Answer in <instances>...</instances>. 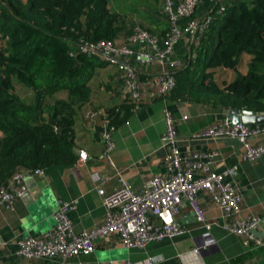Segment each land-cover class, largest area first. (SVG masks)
<instances>
[{
    "label": "crops",
    "instance_id": "obj_1",
    "mask_svg": "<svg viewBox=\"0 0 264 264\" xmlns=\"http://www.w3.org/2000/svg\"><path fill=\"white\" fill-rule=\"evenodd\" d=\"M111 1L115 0H110V6L120 16L123 27L115 44L128 49V52L119 54L118 57L124 63L109 61L105 67L99 68L91 83L94 87L91 102L83 108H75L77 161L69 165L40 167L44 170L43 176L36 175L34 169L24 170L20 183L15 187L21 189L23 195L16 199L14 209L0 206V264H60V258L28 261L20 257L16 253L18 240L26 236H40L51 229L56 223L54 214L61 202L74 205L68 212L74 232L91 231L99 225L105 217V206L97 191V185L100 184L94 181L93 173L102 175L103 187L107 191L119 186L121 178L126 179L138 191L155 175L166 173L168 169L165 157L168 149L161 140L166 128L165 109L171 111L176 120L178 145L182 154L192 150L219 151L215 170L222 173L224 180L231 182L241 192V216L255 214L263 218L260 227L254 232L263 243L244 246L242 236L222 227L220 207L206 193L200 192L199 204L207 219L215 223L212 235L216 241L201 257L194 255L193 248L202 244L203 228L195 219L187 201L176 216L185 233L150 241L145 247L130 248L123 245L118 235L98 238L92 253L72 256L66 260V264H143L149 257L154 258L155 264H264V154L256 161H249L242 157L243 144L225 137L194 138L195 133L226 116L230 117L228 109L210 104L179 102L157 93L159 77L173 69L169 65V59L183 62L196 54L199 44L196 47L193 45V33L183 34L173 53L160 60L154 56L155 52L159 53L164 49L163 41L170 32L163 0H143L138 12L131 4L122 3L116 8ZM174 1L176 8L180 0ZM233 1L235 0H200L195 17L202 21L216 6H228ZM123 9L131 11L125 14ZM137 26L147 29L156 37V51H151V44L146 41H130V33ZM71 50L76 54L79 46L75 44ZM249 58L247 54L243 55L239 72H247ZM121 65L133 68L136 77H129ZM232 72L233 74L229 73L228 81L235 77V72ZM130 83H137L140 102L137 107L132 108L128 118L114 129L111 134L114 146L108 151L101 134L103 121L110 107L132 98ZM59 96L68 99L66 91ZM250 143H264V134L250 138ZM82 151L87 154L86 159L80 158ZM233 165L238 166L235 177L226 173L227 168Z\"/></svg>",
    "mask_w": 264,
    "mask_h": 264
},
{
    "label": "trees",
    "instance_id": "obj_2",
    "mask_svg": "<svg viewBox=\"0 0 264 264\" xmlns=\"http://www.w3.org/2000/svg\"><path fill=\"white\" fill-rule=\"evenodd\" d=\"M218 11L210 12L196 57L172 72L176 85L167 96L264 111V0H235ZM122 29L110 0H0V186L19 170L77 161L75 108L91 102V83L109 61L99 53L73 54L72 46L115 42ZM244 54L245 74L238 70ZM227 70L235 77L219 81ZM63 91L68 99L59 96ZM134 106L131 98L110 107L112 125Z\"/></svg>",
    "mask_w": 264,
    "mask_h": 264
},
{
    "label": "built area",
    "instance_id": "obj_3",
    "mask_svg": "<svg viewBox=\"0 0 264 264\" xmlns=\"http://www.w3.org/2000/svg\"><path fill=\"white\" fill-rule=\"evenodd\" d=\"M199 1L180 0L175 8L174 0H163V9L170 22V32L163 41L164 49L159 53L155 52V57L160 60L166 59L173 53L176 43L185 33H193V45L198 46L200 38L212 19L210 13L202 21L195 17ZM226 8L227 6L221 4L218 12L223 14ZM130 41H146L151 44V51L157 50L156 37L143 27L134 28ZM79 51L85 53L101 51L105 54L102 55L105 59L111 63H118L119 54L128 52V49L118 47L110 40H100L84 42L79 45ZM182 64L181 61L169 59V65L173 69L159 77L157 93L160 96H166L174 89L176 80L172 72ZM120 67L124 68L129 77H136V71L133 68L124 65ZM129 86L132 89V99L137 107L140 102L137 83H130ZM164 117L166 128L161 140L164 147L168 149L165 157L168 169L166 173L155 175L138 191L134 190L124 178L120 179L119 186L107 191L103 187L102 175L93 173L94 181L100 184L97 185V191L105 206L103 221L91 231L76 233L68 214L74 205L70 202H61L54 214L55 225L40 236H26L19 239L16 253L28 261L60 258L62 260L60 264H66V260L72 256L92 253L96 248V239L110 235H118L123 245L128 248L145 247L150 241L172 238L185 233V229L176 220V216L188 201L195 219L203 228L202 244L193 248L194 255L201 257L204 251L215 245L216 241L212 235L215 223L207 219L199 204L198 194L200 192L206 193L211 201L220 207L223 228L242 236L246 247L261 245L263 240L254 232L260 227L263 218L255 214L241 216L243 209L241 192L231 182L225 181L222 173L215 170L219 151L214 149L192 150L182 154L178 145L176 120L168 109H165ZM114 129L116 128L109 117H105L101 134L108 151L114 146L111 139ZM263 134L264 124L251 126L242 122L233 123L232 119L226 116L193 136L197 139L225 137L233 141L238 140L243 144V159L256 161L264 154V143L252 145L250 138ZM80 158L86 159L87 154L82 151ZM23 171H17L8 185L0 186V206L14 209L16 199L23 195L21 189H15L21 181ZM33 171L38 176L44 175L43 168L39 167ZM226 173L231 177L237 176L238 166L233 165L227 168ZM143 264H155L154 258H147Z\"/></svg>",
    "mask_w": 264,
    "mask_h": 264
},
{
    "label": "water",
    "instance_id": "obj_4",
    "mask_svg": "<svg viewBox=\"0 0 264 264\" xmlns=\"http://www.w3.org/2000/svg\"><path fill=\"white\" fill-rule=\"evenodd\" d=\"M101 55H105L103 52L99 51ZM119 62L121 60L117 59ZM228 115L232 118L233 123L242 122L245 125H257L264 123V111L246 110V109H228ZM236 143H240L235 140ZM241 144V143H240ZM194 214V213H193Z\"/></svg>",
    "mask_w": 264,
    "mask_h": 264
},
{
    "label": "rangeland",
    "instance_id": "obj_5",
    "mask_svg": "<svg viewBox=\"0 0 264 264\" xmlns=\"http://www.w3.org/2000/svg\"><path fill=\"white\" fill-rule=\"evenodd\" d=\"M144 1L143 0H115V1H111V3H114V5H115V7L117 8L118 6H120L122 3L123 4H125V5H127V4H131V5H133V7H135V8H133V9H135L136 10V12H138L139 11V5L141 4V3H143ZM114 5H112V6H114ZM133 9H132V12H134L133 11ZM115 9L113 8V11H114ZM131 10H127V9H123V12L125 13V14H128L129 12H130ZM133 33V32H132ZM132 33H130V35H132ZM79 46V45H78ZM229 73H232L233 74V72L231 71V70H227V72L225 73V74H221V77H220V79H219V81H228L227 79H228V77H229ZM20 91H22L21 92V94L24 96V95H30V92L29 91H26V90H22V89H20Z\"/></svg>",
    "mask_w": 264,
    "mask_h": 264
}]
</instances>
